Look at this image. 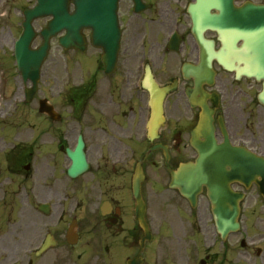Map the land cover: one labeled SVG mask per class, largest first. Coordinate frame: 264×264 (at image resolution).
<instances>
[{
    "label": "flooded vegetation",
    "instance_id": "1",
    "mask_svg": "<svg viewBox=\"0 0 264 264\" xmlns=\"http://www.w3.org/2000/svg\"><path fill=\"white\" fill-rule=\"evenodd\" d=\"M141 1L139 12L135 11L133 0L119 1L121 40L112 71H106L102 51L97 48L93 61H79L77 77H69L67 70L58 71L59 62L52 61L50 100L63 117L56 121L45 119L49 134L45 131L40 136L49 141V187L35 184L29 193L36 203L49 189L52 205L62 192L69 190L76 197L72 200L83 209L77 218L80 232L83 229L88 233V224L92 228L96 223L108 236L95 239L94 246L82 248L78 259L72 261L67 250L61 257L58 255L59 259L52 256L54 250H64L66 242L65 234L53 232L55 245L49 249V264H127L136 258L143 234L134 214L132 181L137 166L141 169L145 219L153 238L155 224L159 223V232L166 218V213H161L170 208L180 223L188 218L201 230L214 222L206 188L201 189L191 208L177 190L169 187L166 168L167 164L176 169L182 163H195L200 157L191 142L192 133L203 118L205 132L202 137L197 134L194 141L205 142L206 134H211V166L222 167L227 186L239 200L240 230L229 235L228 247L240 246V264H264V78L246 74L247 56L217 54L222 43L215 30L206 28L203 32L211 55L201 56L187 12L191 4L199 11L204 6L200 0ZM246 1L264 4V0H243L236 6ZM173 32H178L176 51L170 49L174 46L169 39ZM242 44L237 41L236 47L241 48ZM184 67L188 68L186 72ZM151 76L157 87H173L164 98L162 126L153 133L150 92L145 88ZM54 92L61 96V102H54ZM7 133L9 138L13 133L20 136L15 125H9ZM79 137L88 166L70 181L66 149L75 147ZM3 140L4 136H0L1 159L21 183L23 149L16 142L4 153ZM151 183L155 186L152 194L158 201L159 214L150 209ZM52 220L49 215V230ZM162 229L168 232L172 227L169 223ZM77 235L80 241L78 230ZM158 250L156 247L147 251L145 245L139 254L143 264L157 257ZM191 251L196 254L195 249ZM205 257L206 261L201 260L200 264H211V255ZM231 261L226 263L232 264Z\"/></svg>",
    "mask_w": 264,
    "mask_h": 264
},
{
    "label": "rangeland",
    "instance_id": "2",
    "mask_svg": "<svg viewBox=\"0 0 264 264\" xmlns=\"http://www.w3.org/2000/svg\"><path fill=\"white\" fill-rule=\"evenodd\" d=\"M30 0H0V64L9 70L11 68V59L8 53H11L10 48L13 40L17 37V34L20 32V28L17 25L19 22L18 14L13 8L16 5L27 4ZM45 20H38L34 23L36 30H39L44 25ZM40 43V39L36 38L33 42L34 45ZM63 53L57 49L55 44L51 42V49L49 51L46 63L43 66L41 83L39 86V92L33 100V102L27 106H22L17 108L12 116L8 117L7 124L13 126L15 125L17 130L20 132V136H15V139L21 141L22 146L29 147L32 152V156H29L28 162L31 163L30 175H34L36 178L37 185H49V141L41 142L37 140V137L41 134V124L44 118L40 116L37 112V102L38 98L47 97L51 93L49 87V70L52 64V61L59 58ZM69 57L75 55L73 52L66 53ZM88 55L92 54L87 52ZM80 58H84L83 55ZM60 59V58H59ZM0 66V73L2 69ZM57 70H61L58 66ZM78 70V68H77ZM9 73V78L7 75ZM3 74L7 75V86L5 89V98L0 101V113L5 111L7 114L8 108L12 106H6L8 102L12 99L13 95H19V83L18 78H14L12 71H3ZM10 79V80H9ZM6 99V100H5ZM70 110L67 109V113ZM21 124V126H19ZM18 125V127H17ZM6 130V129H5ZM3 130L0 133L1 136H4V139L7 142L10 141V138L7 136V131ZM29 151V152H30ZM5 167L4 164H0ZM47 177L48 180L45 183L44 178ZM17 179L14 176H11L7 179L5 173H0V198L4 199L5 194L8 192V196L14 191L13 188ZM35 185L34 181H28L24 184L21 189L16 192L15 195H12V205L5 206V203L1 204L0 210V264H27L28 260H32V264H49V250L39 257H34L32 254L34 250L39 248L41 242L43 241L45 235L49 233V216H43L39 212H35L34 204L32 201H27L25 199L23 191ZM6 196L5 198H8ZM10 200H6V203H9ZM62 201V200H61ZM38 204L41 202L49 203V189L45 190L44 195L38 199ZM60 202V201H59ZM59 202L53 207L52 215L53 219L59 214H71L72 208L74 206L68 202H62L61 205ZM172 211V209H170ZM151 211L155 214H159V204L158 202L151 197ZM4 212V213H3ZM76 213H78L76 211ZM34 215H36L34 217ZM56 218L53 223H55ZM159 225V223H157ZM157 225L155 224V233L161 235L160 231L157 232ZM89 228V227H88ZM176 233H173L172 237L166 235L165 238L168 242H165L164 249L160 246L158 251V261L152 264H198L200 258L204 257L206 253V248L211 245V255L215 256V260L212 264H227L229 260H232V264H240L239 256L237 255L238 246L231 247L228 249L224 242H221L219 238L215 235L214 224L211 222V235L210 233H198L197 240H195L196 248L198 251L197 255L191 256L189 261L187 257L190 255L184 249L186 247H193L194 245L189 243L187 237L182 234V229L180 225L173 227ZM91 234H100V229L89 228ZM84 241L78 245L75 249L68 248L65 246L64 250H54L53 255L56 259H59L58 255L61 257L62 253L72 255L74 257L78 251L84 247V242L89 238V234L84 231H81ZM95 239V238H94ZM157 239V237H156ZM164 240V239H163ZM160 242V239H159ZM89 244V243H88ZM92 245V244H91ZM155 244L149 243L146 246V250L153 248ZM166 247V248H165ZM164 257V258H163ZM165 259V260H164ZM15 262V263H14Z\"/></svg>",
    "mask_w": 264,
    "mask_h": 264
},
{
    "label": "water",
    "instance_id": "3",
    "mask_svg": "<svg viewBox=\"0 0 264 264\" xmlns=\"http://www.w3.org/2000/svg\"><path fill=\"white\" fill-rule=\"evenodd\" d=\"M37 5L25 13V22L23 23V32L19 40L15 44L16 58L18 66L24 76L28 77L35 86L39 68L42 61L45 59L48 49V42L51 37L61 31H65L66 35L61 37L59 44L64 48H77L83 50L84 40L81 31L84 28L91 30V40L93 45H100L104 50V56L114 58L118 49L119 31L116 25V7L118 0H36ZM211 7H216L220 10L217 16H211V26L217 28L222 40L232 39L231 30H228L224 25L242 23H261V27L254 29L258 36H263L260 39V45L264 44V6L246 5L241 9H235L232 6V0H211ZM70 4L73 6V12L69 13ZM51 16L52 20L47 23V26L40 32L43 39L41 46L36 51L29 50V44L34 37V31L31 26V21L36 18ZM223 27V28H220ZM231 28V27H230ZM235 27L237 35L239 29ZM231 33V34H230ZM229 42V41H227ZM204 47V46H203ZM231 52L234 50V42L228 43V48ZM244 54V52H237ZM264 54V51L262 52ZM246 54L255 56L253 59L254 65L249 67V70L256 71L257 58L260 52L254 45H247ZM260 58V57H259ZM114 59H107V64H112ZM259 64V63H258ZM34 89L30 92V98L33 96ZM156 107L159 109L160 100H156ZM39 111L48 114L51 118L54 117L50 106L45 102L40 103ZM72 159V165L68 170L70 177H76L79 173L85 170L86 163L84 157L78 152H69ZM207 157L203 158V164L198 166L192 164L182 165L177 171L172 172L171 186L178 188L180 192L188 199L195 197L200 185L204 184L208 188L209 195L213 199V212L217 219L216 226L222 238H225L229 230L237 229V206L225 205L230 203V193L228 189L218 180V170L213 171L206 166ZM216 174L213 179L212 175ZM140 202L137 203L136 212L140 213ZM39 210L44 214H49V206L42 205ZM140 218V217H139ZM230 218L229 221L223 219ZM148 237V229L143 221H140Z\"/></svg>",
    "mask_w": 264,
    "mask_h": 264
}]
</instances>
